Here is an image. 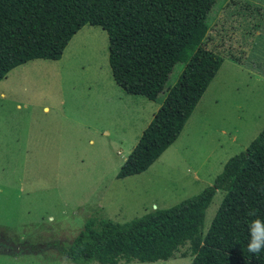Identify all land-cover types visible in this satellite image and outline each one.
I'll use <instances>...</instances> for the list:
<instances>
[{"label": "rangeland", "instance_id": "rangeland-1", "mask_svg": "<svg viewBox=\"0 0 264 264\" xmlns=\"http://www.w3.org/2000/svg\"><path fill=\"white\" fill-rule=\"evenodd\" d=\"M248 1L264 11V0ZM260 27L246 50L255 71L224 60L177 139L125 178L116 174L159 103L115 83L104 29L86 24L60 59L9 71L0 80V264H77L61 250L89 217L126 222L211 185L264 127V16ZM223 195L207 207L203 235ZM191 260L187 242L167 260L118 264Z\"/></svg>", "mask_w": 264, "mask_h": 264}, {"label": "trees", "instance_id": "trees-1", "mask_svg": "<svg viewBox=\"0 0 264 264\" xmlns=\"http://www.w3.org/2000/svg\"><path fill=\"white\" fill-rule=\"evenodd\" d=\"M263 16L248 0H0V80L30 60L60 59L86 24L104 29L115 83L160 104L116 174L125 178L177 139L224 59L244 64ZM217 190L224 195L203 235ZM154 209L122 223L93 215L61 254L77 264L145 263L167 260L188 242L190 264H264V253L247 251L249 222L264 219V127L211 185Z\"/></svg>", "mask_w": 264, "mask_h": 264}, {"label": "clouds", "instance_id": "clouds-1", "mask_svg": "<svg viewBox=\"0 0 264 264\" xmlns=\"http://www.w3.org/2000/svg\"><path fill=\"white\" fill-rule=\"evenodd\" d=\"M248 215L255 217V210L250 211ZM248 235L247 251L256 256L264 253V219H252L248 224Z\"/></svg>", "mask_w": 264, "mask_h": 264}, {"label": "crops", "instance_id": "crops-1", "mask_svg": "<svg viewBox=\"0 0 264 264\" xmlns=\"http://www.w3.org/2000/svg\"><path fill=\"white\" fill-rule=\"evenodd\" d=\"M254 3H255V2H254ZM256 4H257V3H256ZM258 5H259V4H258ZM262 8H263V7H262ZM260 28H261V27H260ZM259 30H260V29H259ZM259 30L257 31L256 36H258ZM224 60H229V59H224ZM224 60H223V62H224ZM229 61H231V60H229ZM247 61H248V60H247V55H246V56H245L244 64H237V63H235V62H233V61H231V62H233V63H235V64H237V65H239V66H245V67H248V68H250L251 70L255 71V68L252 67V66H250V65H248ZM223 62H222V63H223ZM221 65H222V64H221ZM219 68H220V67H219ZM218 70H219V69H218ZM216 73H217V72H216ZM263 74H264V73H263ZM259 77H260V79H262V80L264 79V75H260ZM213 78H214V77H213ZM159 105H160V104H158V106L156 107L155 110L158 109ZM153 115H154V113H153ZM153 115H152V117H153ZM151 119H152V118H151ZM151 119H150V120H151ZM150 120H149V122H150ZM149 122H148V123H149ZM147 125H148V124H147ZM143 130H144V129H143ZM143 130H142V131H143ZM142 131H141V133H142ZM105 133L108 134L107 131H106ZM141 133H140V135H141ZM137 141H138V140H137ZM135 144H136V143H135ZM134 146H135V145H133L132 148H133ZM132 148L130 149V151L132 150ZM130 151H129V153H130ZM118 153H121V152L118 151ZM126 158H127V157H126ZM126 158H125V159H126ZM125 159H124V160H125ZM124 160H123V162H124ZM123 162H122V163H123ZM222 168H223V167H222Z\"/></svg>", "mask_w": 264, "mask_h": 264}]
</instances>
